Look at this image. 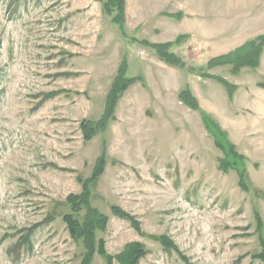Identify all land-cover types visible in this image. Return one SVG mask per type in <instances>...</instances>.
Returning <instances> with one entry per match:
<instances>
[{
    "label": "rangeland",
    "instance_id": "1",
    "mask_svg": "<svg viewBox=\"0 0 264 264\" xmlns=\"http://www.w3.org/2000/svg\"><path fill=\"white\" fill-rule=\"evenodd\" d=\"M102 1L0 0V264L82 263L86 249L62 217L103 151L89 201L107 216L94 231L106 254L139 242L137 264H261L253 255L264 236V50L258 67L235 74L205 65L264 34V0H126L123 30ZM141 40L175 41L181 64ZM122 58L126 76L141 81L84 140L79 123L100 118ZM218 76L235 84L230 97ZM184 88L199 110L179 100ZM204 112L244 157L246 189L235 170L219 168ZM90 264L109 263L95 247Z\"/></svg>",
    "mask_w": 264,
    "mask_h": 264
},
{
    "label": "trees",
    "instance_id": "2",
    "mask_svg": "<svg viewBox=\"0 0 264 264\" xmlns=\"http://www.w3.org/2000/svg\"><path fill=\"white\" fill-rule=\"evenodd\" d=\"M102 11L107 16H110L111 22L118 25L119 29H124L125 23V0H103ZM178 13V12H177ZM165 13L168 16L176 17L178 14ZM177 38L175 41L180 43ZM143 41L148 47L157 55V57L165 63L178 66L181 64V60L171 50L172 44L176 42H148ZM142 42V43H143ZM143 43V44H144ZM264 50V34H259L255 38L245 41L235 49L221 55L214 56L206 62L205 68H213L216 66L229 65L230 71L233 74L237 73L241 68L248 67L254 69L258 67L260 63L261 54ZM127 63L126 59L122 58L116 73L110 83V87L107 91L104 100V107L100 118L96 120L82 119L79 123L82 136L84 140H90L98 132L103 131L107 124L114 118V110L116 103L122 93L134 82L141 81L140 76H126ZM216 80L222 83L227 90V94L230 97L235 89V84L230 83L222 77H216ZM257 85L264 89V82H258ZM178 98L186 106L191 109L199 110V104L196 97L191 93L189 88L181 89L178 93ZM205 113V112H204ZM202 113V121L206 130H208L213 138L214 144L219 147L223 156L219 158V168L227 172L229 169H233L238 173L239 186L246 189L247 184L246 171L244 169V157L238 154L234 150V146L227 140L224 131L220 129L216 121L207 113ZM105 151L99 155L93 164L90 176L83 181L81 185V192L78 194L70 193L66 197V202L69 205L72 213H77L80 209L84 208L85 213L81 221L74 217L72 213H66L63 215V220L66 224V228L69 234L81 239L83 247L86 249L85 256L81 264H90L91 256L94 252V248L97 247L98 253L102 254L109 264L116 261L118 264H137L139 259L145 254L143 246L139 242L127 243L121 252L115 257L106 254L103 251L101 244L95 246V234L96 229L103 230L107 223V216L104 213L97 211L96 208L90 205L89 189L94 180L103 172L106 165ZM111 211L114 215L124 218L130 221L131 225L139 231V223L121 207L117 205L111 206ZM164 240V244L170 245V242L165 237H159ZM260 251L253 256L260 260L261 264H264V236H260Z\"/></svg>",
    "mask_w": 264,
    "mask_h": 264
},
{
    "label": "crops",
    "instance_id": "3",
    "mask_svg": "<svg viewBox=\"0 0 264 264\" xmlns=\"http://www.w3.org/2000/svg\"><path fill=\"white\" fill-rule=\"evenodd\" d=\"M126 2V0H125ZM127 21V12H125V22Z\"/></svg>",
    "mask_w": 264,
    "mask_h": 264
}]
</instances>
